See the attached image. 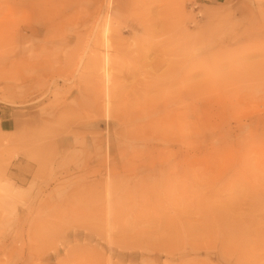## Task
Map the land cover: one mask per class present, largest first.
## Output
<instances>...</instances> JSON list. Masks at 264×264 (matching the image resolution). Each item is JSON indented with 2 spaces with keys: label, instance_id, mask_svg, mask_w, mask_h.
<instances>
[{
  "label": "rangeland",
  "instance_id": "obj_1",
  "mask_svg": "<svg viewBox=\"0 0 264 264\" xmlns=\"http://www.w3.org/2000/svg\"><path fill=\"white\" fill-rule=\"evenodd\" d=\"M0 106V264H264V0H0Z\"/></svg>",
  "mask_w": 264,
  "mask_h": 264
},
{
  "label": "crops",
  "instance_id": "obj_2",
  "mask_svg": "<svg viewBox=\"0 0 264 264\" xmlns=\"http://www.w3.org/2000/svg\"><path fill=\"white\" fill-rule=\"evenodd\" d=\"M14 111L15 109L12 111H9V109H7L6 106H0V128L1 130L11 131L17 127L18 118L14 117L15 116Z\"/></svg>",
  "mask_w": 264,
  "mask_h": 264
},
{
  "label": "bare ground",
  "instance_id": "obj_3",
  "mask_svg": "<svg viewBox=\"0 0 264 264\" xmlns=\"http://www.w3.org/2000/svg\"><path fill=\"white\" fill-rule=\"evenodd\" d=\"M106 34V33H105ZM104 35V34H103ZM107 42H108V40H107ZM104 52V51H103ZM104 66V65H103ZM109 103V102H108Z\"/></svg>",
  "mask_w": 264,
  "mask_h": 264
}]
</instances>
